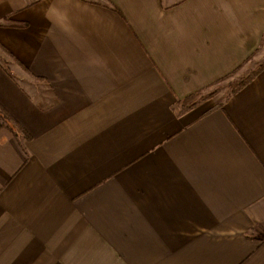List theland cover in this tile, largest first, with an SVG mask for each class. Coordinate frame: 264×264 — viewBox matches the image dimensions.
Wrapping results in <instances>:
<instances>
[{
	"label": "crops",
	"instance_id": "1",
	"mask_svg": "<svg viewBox=\"0 0 264 264\" xmlns=\"http://www.w3.org/2000/svg\"><path fill=\"white\" fill-rule=\"evenodd\" d=\"M263 40L264 0H0V264H264V67L181 105Z\"/></svg>",
	"mask_w": 264,
	"mask_h": 264
},
{
	"label": "rangeland",
	"instance_id": "2",
	"mask_svg": "<svg viewBox=\"0 0 264 264\" xmlns=\"http://www.w3.org/2000/svg\"><path fill=\"white\" fill-rule=\"evenodd\" d=\"M264 62V40L261 42L259 48L255 51L253 55L249 59H245L240 68L232 75L230 78H225L221 81H218L217 84H212L200 91L202 94H206L212 97H215L216 100H220L222 97L228 93L230 88V81L235 82L237 78L245 75L248 71H251L253 68L257 67L260 63ZM16 133V132H15Z\"/></svg>",
	"mask_w": 264,
	"mask_h": 264
},
{
	"label": "trees",
	"instance_id": "3",
	"mask_svg": "<svg viewBox=\"0 0 264 264\" xmlns=\"http://www.w3.org/2000/svg\"><path fill=\"white\" fill-rule=\"evenodd\" d=\"M110 7L112 9H114L112 6H110ZM17 26H19V25H17ZM250 57H251V55L247 59H249ZM241 65L242 64H240L231 73L225 75L222 79H219L218 81H221V80H223L225 78H230V76H232L240 68ZM263 67H264V62L260 63L257 67H255L251 71H248L247 73H244L245 75L240 76L239 78H237V81H235V82H231L230 81V83H229L230 88L228 90V93L225 95V97L223 99H227L233 92L237 91L241 86H243L245 83L250 81ZM203 97H204V95L202 94V92L200 90L189 94L188 96H186L181 101L182 108L183 109L190 108L191 106H193L195 103H197ZM8 122H9V117L7 116L6 112L0 107V125H5L9 129H11V127H10Z\"/></svg>",
	"mask_w": 264,
	"mask_h": 264
}]
</instances>
